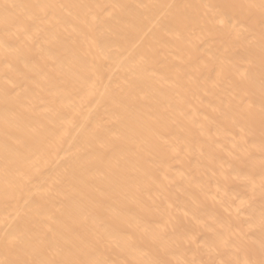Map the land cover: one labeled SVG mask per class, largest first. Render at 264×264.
I'll return each instance as SVG.
<instances>
[{"label":"bare ground","instance_id":"6f19581e","mask_svg":"<svg viewBox=\"0 0 264 264\" xmlns=\"http://www.w3.org/2000/svg\"><path fill=\"white\" fill-rule=\"evenodd\" d=\"M264 0H0V264H261Z\"/></svg>","mask_w":264,"mask_h":264},{"label":"snow or ice","instance_id":"6c2138e0","mask_svg":"<svg viewBox=\"0 0 264 264\" xmlns=\"http://www.w3.org/2000/svg\"><path fill=\"white\" fill-rule=\"evenodd\" d=\"M261 264H264V261H261Z\"/></svg>","mask_w":264,"mask_h":264}]
</instances>
